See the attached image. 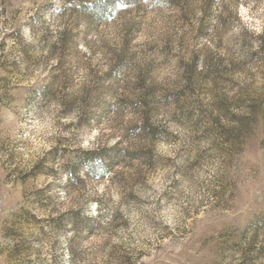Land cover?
Instances as JSON below:
<instances>
[{
    "label": "rangeland",
    "instance_id": "obj_1",
    "mask_svg": "<svg viewBox=\"0 0 264 264\" xmlns=\"http://www.w3.org/2000/svg\"><path fill=\"white\" fill-rule=\"evenodd\" d=\"M0 264H264V0H0Z\"/></svg>",
    "mask_w": 264,
    "mask_h": 264
},
{
    "label": "trees",
    "instance_id": "obj_2",
    "mask_svg": "<svg viewBox=\"0 0 264 264\" xmlns=\"http://www.w3.org/2000/svg\"><path fill=\"white\" fill-rule=\"evenodd\" d=\"M103 4H109V2L105 1L103 2ZM88 155L91 157V160H92L89 165H92L95 163L97 166H102L101 154L98 149L90 151Z\"/></svg>",
    "mask_w": 264,
    "mask_h": 264
},
{
    "label": "snow or ice",
    "instance_id": "obj_3",
    "mask_svg": "<svg viewBox=\"0 0 264 264\" xmlns=\"http://www.w3.org/2000/svg\"><path fill=\"white\" fill-rule=\"evenodd\" d=\"M119 7L123 8V7H125V5H124L123 3H120V4H119ZM242 11H246V10H244V9L242 8ZM176 183H180V180L177 179ZM169 223H170V221H169Z\"/></svg>",
    "mask_w": 264,
    "mask_h": 264
}]
</instances>
